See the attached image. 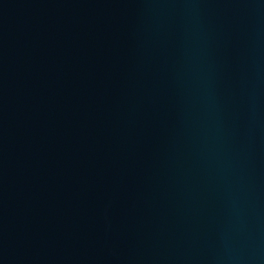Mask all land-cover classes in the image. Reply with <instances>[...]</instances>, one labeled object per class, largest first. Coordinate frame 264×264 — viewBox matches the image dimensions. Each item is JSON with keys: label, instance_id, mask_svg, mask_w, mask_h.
<instances>
[{"label": "water", "instance_id": "obj_1", "mask_svg": "<svg viewBox=\"0 0 264 264\" xmlns=\"http://www.w3.org/2000/svg\"><path fill=\"white\" fill-rule=\"evenodd\" d=\"M0 264H264V0H0Z\"/></svg>", "mask_w": 264, "mask_h": 264}]
</instances>
